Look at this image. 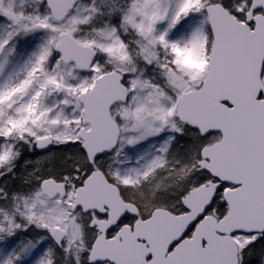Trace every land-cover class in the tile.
Masks as SVG:
<instances>
[{"label": "snow or ice", "instance_id": "1", "mask_svg": "<svg viewBox=\"0 0 264 264\" xmlns=\"http://www.w3.org/2000/svg\"><path fill=\"white\" fill-rule=\"evenodd\" d=\"M0 264H264V0H0Z\"/></svg>", "mask_w": 264, "mask_h": 264}]
</instances>
